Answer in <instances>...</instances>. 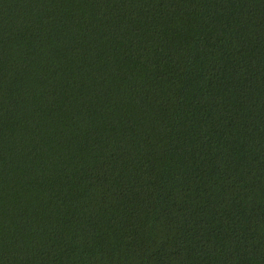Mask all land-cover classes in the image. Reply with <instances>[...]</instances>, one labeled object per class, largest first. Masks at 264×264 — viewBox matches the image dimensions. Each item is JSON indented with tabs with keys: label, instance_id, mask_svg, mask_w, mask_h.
Instances as JSON below:
<instances>
[{
	"label": "trees",
	"instance_id": "1",
	"mask_svg": "<svg viewBox=\"0 0 264 264\" xmlns=\"http://www.w3.org/2000/svg\"><path fill=\"white\" fill-rule=\"evenodd\" d=\"M0 264H264V0H0Z\"/></svg>",
	"mask_w": 264,
	"mask_h": 264
}]
</instances>
